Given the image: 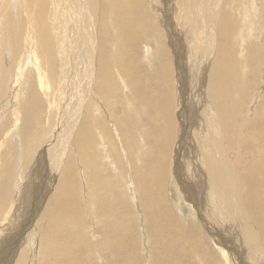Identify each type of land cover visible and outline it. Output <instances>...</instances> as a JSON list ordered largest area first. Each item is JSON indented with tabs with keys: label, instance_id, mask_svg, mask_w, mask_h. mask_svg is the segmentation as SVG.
Instances as JSON below:
<instances>
[{
	"label": "bare ground",
	"instance_id": "bare-ground-1",
	"mask_svg": "<svg viewBox=\"0 0 264 264\" xmlns=\"http://www.w3.org/2000/svg\"><path fill=\"white\" fill-rule=\"evenodd\" d=\"M254 27H264V0H0V101L10 72L2 47L4 54L9 48L11 62L28 50L33 64L17 134L31 146L27 154L46 112L44 143L37 144L42 149L35 150L31 169H17L20 157L0 175L9 177L0 180V215L12 206L0 223V248L6 245L0 264H26L33 242L39 245L36 264H93V255L94 264H127L139 238L129 207L144 218L143 249L155 264H264V93L253 94L264 47L250 41ZM242 49L246 56L238 59ZM123 101H133L122 119L131 137L138 113L153 104L155 154L145 177H137L138 162L127 158L128 178L117 180L115 211L109 204L97 208L99 186L86 175L84 184L73 185V172L81 177L89 169L105 122L119 127L114 104ZM242 106L249 108L247 118ZM0 109L5 123L11 113ZM134 147L133 155L149 158L139 153V144ZM170 185L196 209L193 218L200 223L192 218L186 224L184 217L179 223ZM14 191L18 199L10 205ZM48 201L52 218L63 205V225L42 214ZM25 211L26 221L14 228H26L6 237L4 230Z\"/></svg>",
	"mask_w": 264,
	"mask_h": 264
},
{
	"label": "rangeland",
	"instance_id": "rangeland-1",
	"mask_svg": "<svg viewBox=\"0 0 264 264\" xmlns=\"http://www.w3.org/2000/svg\"><path fill=\"white\" fill-rule=\"evenodd\" d=\"M254 12H255V10H254ZM139 25L143 27L142 24L138 23V26ZM253 25L256 26L255 23H253ZM143 29H144V27H143ZM252 31L250 32V34L248 36L250 38V41H253V42L256 43V45H254V46H258L259 45V46L264 47V27H261V28H259L257 30L254 27ZM257 31L259 33H257ZM256 34H259V35L256 36ZM142 36L143 35H140L141 38H142ZM252 37H254V38H252ZM259 37H260V39H259ZM253 39L256 40V41H254ZM258 40H259V42H258ZM236 47H239V44L237 46H235V48ZM4 50H8L9 51V48L5 47ZM22 50H24V49H22ZM22 50H20V52H19L20 54H17V55H19V57L16 55V57H15L16 59L14 58L12 62H11L10 59H9L10 61L7 60L8 58H10L9 52L8 51H5L6 54H4V52H2L3 51V47H2V51H1L2 58L4 59V60L2 59V61H3L2 63H5L6 64V68H8V67L10 68V72L8 74L9 76H7L6 84L3 87L4 93L2 95L4 96V98L1 99V101H0V108H5L4 111H6V113H8V111H9V113H11V114H9L10 116L7 115L4 118V122L5 123H0V175L3 173V170L4 169L11 168L12 165L13 166L18 165L19 164V161H20V157L22 158L21 159V162H20V166L21 167L18 166L17 169H21L20 171H22V173L23 172L25 173L27 170L31 169V165L34 162V158H36V156H37L36 153H35V150L37 151V149H42L41 147H38V145H40L42 143V139H41L42 136L41 135H43L44 131L46 130V119H45L46 118V116H45L46 115V112H44L43 116L41 117V120L42 121L40 120V122L42 124L40 123V127L39 128H36V131L34 133H32V139H33L32 142L34 141V144H32V146L35 145L31 149V151L32 150L33 151L32 152L30 151L31 152V153H29L30 155L27 154L28 153L27 151H29V147H31V146H29V147L27 146L28 141L25 142V140H23L25 142V143H23V141H21L22 140L21 137L19 135H17V134L19 133V130H18L19 129V126L23 123L22 121H24V119H23V117L25 116L24 100L26 99V97H28L27 96L28 95L27 94L28 93L27 92V88H28L27 86H28V84H29V86H31L30 85V81H32L31 80L32 79L31 76H33L32 75L33 74L32 72L34 70H33V64H31L27 60V58H26V54H27L28 50L25 49L26 51L24 50V52ZM148 52L150 53V47L148 49ZM241 53H244V54H241ZM24 54H25V56H24ZM21 55H23V57H25V58H23ZM148 56H150V54ZM237 56H238V59H241L239 57L246 56V53L242 49V51H240V53L237 54ZM262 59H263V61H262L261 65H260V67H259V69H261L260 70V74L261 75L260 74L258 75V77H259V81L258 82L259 83L256 84L255 81L253 82L254 83L253 84L254 85L253 86V88H254L253 94L261 93V92L264 93V58L262 57ZM23 60L25 62H23ZM22 62H23V65H22ZM12 65L13 66L15 65L16 67L15 66L13 67ZM26 65H27V67H26ZM31 65H32V67H31ZM12 68L15 71L12 70ZM25 71H27V74L25 73ZM12 72L14 73V75L12 74ZM15 73H16L17 76L15 75ZM21 73H23V74L21 75ZM258 73H259V70H258L257 74ZM10 74H12V75H10ZM23 76H24L25 79L23 78ZM9 77H10V79H8ZM21 77L23 78V80H22ZM27 79H29V80H27ZM8 83H9V85H8ZM21 84L24 86V89H23V86H21ZM177 86H178V84H177ZM10 87H11V89H10ZM8 89H10V90H8ZM21 89H22L23 92H21ZM21 93H23L24 95L21 94ZM5 95H6L7 99H6ZM16 97L18 99H20V103H21V105L19 106L20 108L18 107V105L20 104V103H18L19 100ZM21 97H23L22 100H21ZM149 98H151V97L149 96ZM148 100L151 101L150 99H148ZM44 102H43L44 109H47V107L49 105V102L48 101H44ZM16 103L18 105H16ZM22 103H23V105H22ZM8 104H10V105H8ZM152 105H153L152 103L151 104L146 103L144 105L143 110L138 113V121H137V124L132 128V130L134 132V135L131 137L128 134V132L126 131L127 128L126 127L123 128L122 119H123L124 114L127 111V108L129 106H133V101H131L130 104H127L125 101H123V103L118 108L116 107V104H114L116 114H117V116L119 118V127L116 129L113 126H111V125H109L108 123L105 122L104 123V130L101 129V132H104V137H103V134H101V142H102L101 145H102V147H101V149L99 151H97V152L94 153V155H93V157L91 159V163H90L89 169L86 170L81 177L79 176V173L78 172H73V174H74V180H75V182H74L73 185H75L77 181L80 184H84L83 183L84 182L83 176L86 175L87 177H85V179L90 184H95V185H98L99 186V190H98L99 191L98 192V202H97V205H96L97 208H100L101 206H104L105 204H109L115 211L117 210L116 201L120 197V183L117 180L121 181V180H125V179L128 178V171H127V158L128 157H131L134 161H137L138 162V169L136 171L137 177H145L149 173V171L152 169V167H153L152 158H153V156L155 154V141H154V137L152 136L153 132L151 133V131H152L153 128H156V126H157V124L155 122V120H156V112L154 110H152ZM17 107L19 108V110L17 109ZM245 109L248 110L249 108H247V106H246V108H243V106H242V108H240V111L242 112V114L244 112V115L247 118V113H246V110ZM19 111L22 112V113H20ZM17 112L20 115L19 114L16 115L15 113H17ZM202 112L200 111V113H202ZM0 115H1V109H0ZM15 115H16V117H14ZM21 115H24V116H21ZM11 116L14 117V120L9 121L10 119H13ZM17 117H18V119H17ZM20 117H22V119ZM189 117H190V113H189ZM16 121L18 123H16ZM12 123H14V125ZM100 123L102 124V122H100ZM1 124L4 125V126H2ZM15 124H16V128L14 127ZM179 125H180V123H179ZM12 126L15 129L14 128H11ZM16 129L18 130V132H17ZM12 130H13V132H15V130H16V132L13 133L14 135L11 132ZM39 131H40V134L38 133ZM143 132H147V134L144 135V136H142V137H139L138 134L139 133L141 134ZM157 132L158 131H156L155 134ZM189 132H190L189 128L186 127V129L184 130V133L188 136L189 135ZM59 134L61 135V133H59ZM18 136L20 138H18ZM35 136H36V138H34ZM12 137H14V138H12ZM102 138H103V140H102ZM19 140H20V142H22L23 144H25V145H21L23 147L25 146L24 148H22L20 146V143H18L19 145L16 143V141L19 142ZM35 140L38 143L35 142ZM128 143L130 144V148L129 149H126V144H128ZM135 143L139 144V146H140V152L139 153L140 154H150L149 158L145 157V158L142 159L137 154L136 155H133V149L135 148L134 147V144ZM177 144L178 143L175 144V148L174 149H177V147H178ZM188 146L189 145L186 144L185 145V148H186V150L188 149L187 150V154L189 156V148H188ZM36 147H38V148H36ZM13 151H15L14 154H13ZM22 151L24 153H22ZM187 154L184 153L183 156L186 158L187 157L186 156ZM25 156H27V157H25ZM28 157H30V160L31 161H29V158ZM32 157H33V159H32ZM17 159H19V160H17ZM26 160L28 161L27 163H26ZM2 179L5 181L6 179L8 180L9 177L8 176L7 177L6 176H3V177L1 176L0 177V180H2ZM19 183H20V181L18 182V184ZM52 187L53 186H51L50 189H52ZM13 193H8V202H9L10 205H13V203L15 202L14 199H16V201L18 199L17 198L18 197L17 192L14 191ZM50 193H51V190H49V193L47 195H50ZM166 193H167V190H166ZM178 196L179 195L177 194V192L175 190V187L173 188L171 186L170 187V195H168V197L171 200V203L174 202L175 205H177V207H178L177 210H178V212H180L179 215H180L181 218H183V217L185 218L184 223H186L187 220H189V219L192 220V218H193L192 211L194 212V214H197L198 212L196 211V209H194V207L190 203H188L186 201H183L182 200L183 198H181L179 200ZM45 198H46V196H45ZM126 198H127V200H129V197L128 196H126ZM177 200L180 201L181 203L178 202ZM40 201H41V198H40ZM128 203H129V201H128ZM44 204H45V201L43 200L42 206H44ZM15 205H17V204L15 203L14 206ZM50 206H51V202L48 201V203H47L46 207L44 208L42 214L44 212L48 213L47 217L49 219H51V223L54 224V225H56L57 227L63 225L64 224V220L62 219V217L64 216V213H63V211L61 209L63 207V205H60L59 207H57L55 209V211L53 213V218L50 216V212L48 211ZM182 206H183V208H182ZM10 209H12V206L9 208V210ZM9 210H3L2 211V214L4 213V215H7L9 213ZM18 210L20 211V209H18ZM10 211H12V210H10ZM129 211L133 212L136 220L139 221V223H138V229H139L138 237L139 238L137 240V244L134 247H131L130 246L129 252H128L129 253V257H128V254H127V256L125 258V263H127V264H155L154 261H153V259L151 257H149L150 255L147 253L146 249H143V246H145V241H143L144 238H143V234H142V224L141 223H144V218L140 215L139 216V220H138V210L135 207H129ZM26 212L27 211H25L23 215L20 214L21 215L20 216L21 218L18 216L17 219H16V221H15V223L13 225L12 224L11 225L9 224L7 226V228L9 230H7V228H6L4 230V233H3V234H5L6 237L7 236H8V238H10V237H17L23 231V228H26L24 225H22L20 227L18 226L16 228H14L15 225L18 224L19 222H20L19 223V225H20L22 223V221H26ZM31 213H32V210L29 213L30 214L29 217L31 216ZM2 214L0 215V223L4 219V216ZM23 216H25V217H23ZM8 217H7V219L10 218V217L9 218ZM181 218H179V219H181ZM184 218L179 222V223H181L182 226H183L182 223H183ZM34 219L35 220L32 223V226L35 223V221L37 220V217H34ZM196 219L197 220H194V218H193V221H198L200 223L199 217L197 215H196ZM27 220H28V218H27ZM46 223L47 222L44 221L41 224V227H42L41 228V231H43V233H45ZM186 224H184V226ZM9 226H11V227H9ZM140 228H141V230H140ZM21 229H22V231H21ZM90 240L93 241L92 235L90 237ZM142 241H143V243H142ZM2 246H1L0 250H3L6 245H2ZM21 247L22 248L24 247V243L21 245ZM29 247H30V249L33 252L30 255V257L28 259H26V264H34V263L36 264L37 263V259L36 258L38 257V252H39V245H37V242H35V244L33 242L32 244L29 243ZM6 249H8V248H6ZM35 251H36V253H35ZM5 254H6L5 251L0 252V257L1 258L5 257ZM15 259H17V255L15 256V258H13V261H16ZM150 261H153V262H150ZM219 261H220V259H219ZM95 262H96V260L94 259V255H93L92 256V259H91V263L94 264ZM103 263L105 264V262H103ZM12 264H14V262ZM99 264H102V263L99 262Z\"/></svg>",
	"mask_w": 264,
	"mask_h": 264
}]
</instances>
